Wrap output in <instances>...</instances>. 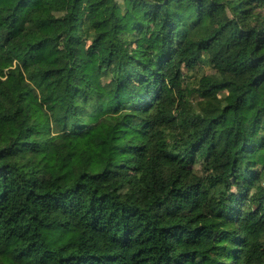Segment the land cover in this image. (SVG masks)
<instances>
[{"label": "trees", "instance_id": "trees-1", "mask_svg": "<svg viewBox=\"0 0 264 264\" xmlns=\"http://www.w3.org/2000/svg\"><path fill=\"white\" fill-rule=\"evenodd\" d=\"M0 264H264V0H0Z\"/></svg>", "mask_w": 264, "mask_h": 264}, {"label": "rangeland", "instance_id": "rangeland-1", "mask_svg": "<svg viewBox=\"0 0 264 264\" xmlns=\"http://www.w3.org/2000/svg\"><path fill=\"white\" fill-rule=\"evenodd\" d=\"M187 71V70H186ZM215 73V69H213L212 67L208 66V65H202L197 67L196 69H194V71L190 72L191 75H197V76H202L205 74H213ZM196 77L192 78V81H195ZM193 101H195L194 99H192ZM197 170L201 171V168L199 166H197Z\"/></svg>", "mask_w": 264, "mask_h": 264}]
</instances>
